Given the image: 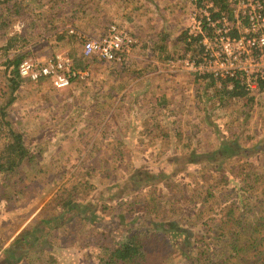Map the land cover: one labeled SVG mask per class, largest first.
Returning <instances> with one entry per match:
<instances>
[{"label":"trees","instance_id":"trees-1","mask_svg":"<svg viewBox=\"0 0 264 264\" xmlns=\"http://www.w3.org/2000/svg\"><path fill=\"white\" fill-rule=\"evenodd\" d=\"M81 1L78 0V3L74 4L72 0H47V9L50 12L48 10L34 12L37 5H42L41 0H0V38H3L4 30L10 25L7 21L9 17H12L11 21L27 14L33 18L34 25L35 21L40 22L48 14L52 18H56V15H65L66 22L71 23L79 9L77 5ZM220 1L216 0L217 3ZM59 10H61L60 13ZM56 27L57 25L50 27L51 31ZM56 35L60 39L69 36L66 34V29L56 32ZM185 37L181 34L180 38L184 44L183 51L189 50L191 44L189 41L186 42ZM30 38L29 35L16 34L0 51V57L14 54L0 62V70L6 80L8 92V97L0 107V111L1 109L3 111L0 112V124L1 121L8 122L6 121L7 113L4 110L16 103L19 89L27 86L28 81L19 76L17 65L20 60L30 55L31 51L28 46L33 41ZM95 59L85 58L80 53L76 55L73 62L75 68L84 69L93 64ZM193 78H195L194 81H201L206 89L212 90L211 98L218 102L215 104L211 100L214 107L224 105L230 100L239 102L244 96L249 98L247 100L249 108L253 107L251 101L254 100V95L246 92L240 80H222L209 75H195ZM79 84L85 83L81 81ZM227 84H230L231 88L227 87ZM260 88L264 89V84L260 85ZM105 95H99L95 91L90 96L94 101L86 105L93 119L97 118V121H101L98 119H100L99 115H102L100 112L103 104L96 103L99 97H106ZM202 98L203 94H200L199 100ZM224 99L227 100L226 103H222ZM92 105H98L101 109L96 108L98 112L92 113L94 110ZM202 111L204 110L202 109ZM160 116L161 114H157L152 117L151 122H143V129L132 134L137 141L145 136L144 132L150 130V132H154L150 136L152 142L164 141L166 145H175L180 142L181 138L177 129L172 135V130L166 129L168 124H156V119ZM202 119L219 139H224L221 131L209 116L203 115ZM169 123L174 124L175 120ZM160 125L163 128L160 129ZM230 126L227 124L222 129L227 130ZM193 138L187 136L185 141L190 144ZM258 140L260 144L256 147H261L264 144V137H260ZM119 141L122 142V140ZM26 144L28 143L23 140L20 132L15 131V128L12 130L7 127L5 131L3 130L0 137V176L3 174L11 180L15 178L14 181L17 182L18 176L16 177V175L20 171V165L25 158L32 157L29 152L30 145ZM236 156V163L239 161L240 165L237 166L234 161L230 160L232 162L230 167H202L192 175L193 180L187 187L180 184L175 187V182L165 179L167 189L160 192L151 191L148 194V196H154L151 201H148V196L138 191L129 195L130 197L126 200L116 202L117 208L114 210L115 206L108 211L106 203H103V209H107L103 215L84 211L76 212L77 214L72 218L84 219V223H88V225H81V231H72L69 228L67 234L70 235L60 233L56 239H60L63 244L67 243L68 246L72 245L81 249V254H71L68 251L65 253L66 250H64L57 257L51 259L50 264H66L69 261L71 264H162V260H152L151 258V254L154 253L150 246L151 238L157 236L164 238L165 242L173 239L171 248L179 251L174 262L165 264H264V171L261 167L262 163L256 164L255 160ZM85 174L89 178L93 176L89 170H85L80 175L85 176ZM80 182L81 179H78L77 183H72L69 186L61 184L57 188L50 200L46 201L39 209L37 216L40 223L45 222L47 217H53L55 212H63L79 203L78 201L87 198L88 193L87 196L79 194L81 188L78 184ZM82 184H84V189L96 188V184L90 183L89 180L81 182L80 185ZM258 188L261 189V192L258 191ZM148 189L147 191H149ZM119 195L120 192L117 191L115 197L118 198ZM121 201L125 203V207L119 212L124 215L122 213L118 215L113 228L110 226L106 229L109 231L97 230L98 228L93 226V220L100 218L109 220L114 215L112 211L117 212L121 206ZM33 233L32 229H23L20 231L19 240L24 243V240H27ZM76 236H80V238ZM48 237L47 234L46 238ZM69 238H73L74 242L69 241ZM69 254L71 255L66 257ZM66 258L69 260H65Z\"/></svg>","mask_w":264,"mask_h":264},{"label":"rangeland","instance_id":"rangeland-1","mask_svg":"<svg viewBox=\"0 0 264 264\" xmlns=\"http://www.w3.org/2000/svg\"><path fill=\"white\" fill-rule=\"evenodd\" d=\"M46 1L47 0H41L40 3L42 5H37V7L34 8V12H38L39 10L45 11L44 6L46 5ZM72 1L74 4L78 3V0ZM83 2L84 1L82 0L80 4ZM90 2L91 1H87L86 4L94 8L93 4H89ZM80 4L78 5L82 8L83 4ZM47 10L48 9H46V11ZM84 10L87 11L88 9L85 8ZM166 10L169 9L167 8ZM60 12L61 10H59V13ZM11 18L9 17L7 19L10 25L4 30L3 38H0V51L3 49V46L9 41V39L12 36L15 37L16 34L22 36L29 35V37H31L30 39L36 37L37 35L39 37L44 35L42 34V31L44 30L43 28L45 24L42 21L34 22L35 25H33V18L27 14L12 19L10 21ZM36 23L39 24L36 25ZM147 23L148 24H139V27L143 30V32L137 31V35L145 36L147 34L151 36L152 33L155 34L158 30L165 31L166 28H168L167 25L165 27H162L160 24H157L155 22ZM88 25V27L90 28L92 26L93 28L95 27L94 25H92V22H90ZM109 25L106 26L102 23L98 27H101V30H103V28L106 26V31ZM183 27L184 23H181V25H179L180 32L183 30ZM145 28H147V30ZM168 29H170V27ZM94 32H96V29L93 31V33ZM94 35H97L96 37H98L101 34L97 33ZM68 37L69 36L67 35V38H65L64 40L66 44H68L67 54H69L68 56H70V58L74 61L76 54L81 53L80 43L78 40H75L74 38L68 39ZM169 40L170 39L166 41ZM170 44L172 45L171 42ZM137 49H139V47H136L134 49V55L133 53L131 55L133 56V58H131L132 60H128V58L130 57L129 56L126 59L128 62L126 61V63L122 64L123 67H125L126 69H131L132 67L136 69H150L152 65H154V67L155 65H157L154 64L155 62H150V57L145 56V54L142 55L141 51ZM13 55L14 54L11 53L9 55H4V57L7 58L8 56L10 57ZM176 55L177 54H175L173 58ZM28 57L32 56L29 55ZM0 59H3V57L1 56ZM95 60L96 61H94L93 64H91L88 68L79 69L85 70L87 72V75L83 80L80 79V81H78H84L85 83L88 82V85H96L94 88V92L96 91V93L100 95L104 88L108 87L107 84L110 81V75L107 73V71H103L105 70L104 66L105 64L108 65L111 62L100 60L98 58H96ZM156 60L158 63L162 61L160 59ZM164 62H166L167 64L170 63L166 60ZM183 73L184 74H179V76H170L168 79V83H166L165 80L166 76H162L160 78V74L156 75L157 82L161 81L165 83L158 84L156 88L155 84L153 85L150 82L148 84H145V78L138 79L136 80V83L133 88L143 91L144 86V91L147 92L150 96V98L147 96L145 100H139L140 103H146L148 100L152 101V104L154 102H157L159 97L158 95L161 92L165 91L167 87L169 88L168 90H166V93L169 92L170 96L173 99L175 97L182 98V102L179 101L180 108L178 106L175 107L176 114L172 116L170 112L167 113V118H165V120L163 121L165 125L168 124L170 121L175 120L174 124H168V128L171 130L177 129L179 137L182 138L180 142L185 141L187 136L194 137L192 139V142L190 144H184V147L180 146L181 143L179 142L175 143V145H166L164 141L152 142L153 140L152 138H150V136L154 132L150 131L148 135L145 134V136L139 138V140L137 141L135 136L132 135L134 132L136 133L137 131L136 129H134L135 127H127L129 125L134 126V124H131L133 120L127 118L132 115L136 116V114L132 113L131 111L126 112L122 110L121 117H119V114L117 113V119H114L112 115V118L109 117L107 121L102 120L101 122L97 121V118L93 119L91 112H88V110H86L81 115H77L76 109L73 106L82 105V99L85 101V104H91L92 102H90L91 98H86V100L84 99L87 96L85 94H82L81 96H75L74 98L70 90L73 87L71 85L72 83L70 84V86L72 87L68 86L59 89L62 90L63 93L61 94L60 92V98H64V96L68 95V97H72L68 99L69 102L64 105L63 109L62 106L60 107V109H62L61 112L65 110L69 113V118L72 119V121L69 123L64 122V120L60 116V114L62 113H58V116L52 118V121L49 120L48 123V125H50V123H54L51 126L55 128L57 127L55 126L56 122H60L63 120L62 131H46L42 132V135H37V137H33L34 135H29V133H32L34 131V115L36 114V116H39L40 114H44L45 116V113L48 112V107L44 104V106L42 105L40 106V108H37V104L35 106H32L29 103V99L31 97H34L35 101V96H37V90H40L39 92H41L43 86L40 85V87L38 86L37 88L35 87V84H39V82L33 83L28 81L27 86L19 89V96L17 101H15L17 102L16 105H11L10 107L4 110V112L7 113L6 121L8 122L1 121L0 133L2 135L3 130L5 131L7 127L12 128V130L15 128V131L18 133L19 130L24 129V131H22V133L20 134L22 135L23 140L26 141V143H28L30 147L32 145L36 146L41 144L43 146H46L47 143L50 144L49 147L51 148V151L45 152L43 154L44 158L40 157V160L35 162V166H31V168H33L34 171L37 172V192L39 191L40 184L42 182L45 184L44 188H46V190L42 188V191H39L38 193L45 192L48 195L50 191H52L57 185L61 183V181L59 183V179H64V184L62 185L69 186L72 183H77L78 179H81V182L87 181L88 175L85 174V177L80 175L84 173L85 170H89L92 173H95L92 178L96 182L98 188H100L98 191H95L87 196V193L90 190L84 189V184L80 185L81 182L78 185L81 188L79 191V194H81V196H87L90 198L89 200L91 201L95 200V206L98 209L99 207L102 208L97 211L98 214H103L102 210H106L103 209L104 204L102 203H104V201L107 203V205L112 206L111 203L114 204L119 200H126L130 197L129 195L137 193L138 191H141L142 194L148 196L151 191L160 192L166 190L167 187H165V179H171L172 182H175V187L179 184L184 187H187L190 181L193 180L192 175L196 174L197 170H200L202 167L207 166H210L211 168H220L227 166L230 167L233 161L236 163V155H239L241 157H247L249 160H255V162H258L256 160L264 159V147H262L264 144L261 147H256L259 146L260 142L247 145L245 144V142L241 143L239 141V136L242 132L246 131L247 134L252 129H254V131L261 132L264 128V89L255 90V92L252 93L254 95V100L251 101L253 107L249 108V103L247 102V100L249 99L247 98L248 96H244L239 102H237V100H230L227 102V100L224 99L222 103L227 102L226 104L220 105L219 107H214L212 106L213 102L215 104H218V102L211 98L212 90L203 87L201 81H194L195 78H193V75L187 74L185 72ZM5 83L6 80L0 70V107L4 104L6 98L8 97L7 87ZM117 85L118 83L114 88V94L118 92L124 93V91L127 90H124V87H117ZM96 87L101 88L98 89ZM52 88L54 87L52 86ZM195 88L201 89L202 93H204L202 100L193 98V95H195L193 94ZM106 89L108 91V89L110 90L112 89V87L109 86V88ZM68 90H70V92ZM43 91L45 93V90ZM88 92V96H91L90 94H93L90 93V90H88ZM187 97L190 98L189 101H186ZM39 98H42V96H40ZM73 103H75L76 105ZM71 104H73V106ZM31 107H33V109H31ZM92 107L94 109L92 110V113H97V109H101L98 105H92ZM202 109L204 111H202ZM21 111L23 113L24 111H27L26 117L24 119L20 117V115H22L20 114ZM32 111L34 112L32 113ZM0 112H3L2 109ZM173 112L175 113L174 110ZM114 113L116 114V112ZM75 114L77 117H75ZM203 115L209 116L210 119L213 120V122L215 123L214 125L219 128L224 139H219V137L215 135H208L206 141L203 140L206 136H202L203 132L200 131L199 127H204L203 125L206 126L205 121L203 119H198V121L197 119H195L196 117L202 118ZM193 121H196L198 128L196 126L195 128H193ZM227 124L231 126L227 130H223L222 128H224ZM206 128L210 130L208 126H206ZM194 131H197L196 134L194 133ZM24 133L27 134L24 135ZM212 133H214L213 130ZM37 138H39L40 140L37 141ZM119 140H122V142H120ZM153 144L154 146L152 148ZM59 146H64V151L56 153V151H58L59 149ZM187 146H189V148H187ZM130 148L131 150L127 151ZM184 148H187L188 150L184 152V150H182ZM230 160H232V162ZM239 163L240 162L238 161V163H236L235 165L238 166L240 165ZM23 171L24 170L20 171V174H22ZM28 172H30V169ZM109 184L115 185L116 190L120 192L118 198L110 196L111 198L106 199V194L109 193V190L107 189V186ZM0 185H2L1 177ZM149 187L150 189H148ZM147 189L149 191H147ZM0 191H2L1 186ZM258 191L261 192V189L258 188ZM153 197L154 196H148V201H151ZM113 198H115L116 200ZM83 201L84 200H82L81 207L80 204H75V207L73 208L74 212L80 213L82 211H85L84 209H88V211L91 210V208L87 207L85 201ZM124 207L125 203L122 202L121 206L118 208V213L115 214L114 212L116 218L118 217V215H121L122 212L119 211L123 210ZM122 215L124 214L122 213ZM70 216L71 214L69 213L68 217ZM65 217H67V214L66 216H62L64 220ZM113 218L114 216L111 217V220H113ZM71 221H74V223L70 227L72 231L82 230L81 225H84V219L75 218ZM96 223L100 229H106L109 227L110 223L113 228V224L115 222H112L110 220L99 219ZM85 224L88 225V223ZM76 237L80 238V236ZM69 240L74 239L69 238ZM171 240L173 239L167 240V242H165V239L161 236L151 238L150 246L151 248H153L154 252L153 254H151L152 260H162V264L171 263L175 261V256L179 254V251L177 249L171 248ZM76 250L82 251L81 249H77L74 247H72V249H69L70 252ZM65 260L69 259L66 258ZM66 264H71V261L67 262Z\"/></svg>","mask_w":264,"mask_h":264},{"label":"crops","instance_id":"crops-1","mask_svg":"<svg viewBox=\"0 0 264 264\" xmlns=\"http://www.w3.org/2000/svg\"><path fill=\"white\" fill-rule=\"evenodd\" d=\"M83 1L84 2L80 4V5L83 4V7L81 8L78 5L79 9L76 12L74 20L72 19L71 23L66 22V19L64 18L65 15H61V16L56 15L55 16L56 18L54 17L52 18V16L48 14L42 18L41 21L45 24L43 28L44 30L42 31V34L44 35L40 37L37 35L36 37H33L31 39L33 41H31L29 44L30 51H31L30 56L38 60H45L56 53L67 54L68 44H66V42L64 41L65 38L60 39L56 35V32L57 33L60 32L61 29H66V34H69V37L71 36L70 38H74L76 40L75 36L70 33L71 29L74 31L77 30L88 37H93V36L96 37L97 35H94V34H97V33L102 34L105 31V27L107 25L112 24V23L117 24L120 27L125 28L127 31H129L131 34L135 35L139 39V45L137 46L139 47V49L137 50H140L142 55L145 54V56L150 57L149 61L152 63L155 62L154 64H157V65H155V67L154 65H152L150 69H141V68L136 69L134 67H132L131 69H128V68L126 69L120 63H109L108 65L105 64L104 66L105 70L103 71H107V73L110 75V81L108 82L107 84L108 87L106 88H109L110 86L112 87L113 90L108 89L107 91V89L104 88V90L100 93V94H106L105 95L106 97H99L96 103V104H103L102 111L100 112V114L102 115H99L100 119L98 120L107 121L109 117L112 118L111 117L112 115L114 119H117L118 117L117 113L119 114V117H121L122 110L126 112L131 111L132 113L136 114V116L132 115L127 118L133 120L131 124H134V126L129 125L127 127H131V128L135 127L134 129H136L139 132L144 127L142 125L143 122H151L152 117L156 116L157 114H161V116L158 119H156L157 125L164 123L163 120L167 118L166 116L167 113L170 112L172 116L175 115L176 114L175 107L176 106L179 107V101L182 102V98L175 97L173 99L170 96L169 92L166 93L167 92L166 90H168L169 87H167L165 91L161 92L158 95L159 96L158 101L152 104V101H149V100L147 102L145 101L146 103L139 102V100L141 101L145 100L147 96L150 98L149 94L144 91L145 87L143 86V84H142L143 91L134 89L133 86L135 85L136 80L145 78L144 79L145 84H148L150 82L153 85L155 84V88H156L158 84H165L161 81L157 82L156 75L160 74L161 75L160 78L162 76H166L165 80H166V83H168L169 81L168 79L170 76H173V75L179 76V74H184L182 71L179 70L177 65L167 64L164 61L165 60L167 61L169 58L173 57L175 54L179 55L182 52H184L183 51L184 44L180 38L181 32L179 31V25H181V23L185 24L187 0H83ZM87 1H91L89 4L90 5L93 4L94 8L86 4ZM44 7H45V12H46L48 3H46ZM85 8L88 10L85 11L84 10ZM167 8L169 10H166ZM167 11H170V12H167ZM35 22H38V21H35ZM90 22H92V25L95 26L94 28L93 26L91 28L88 27L89 26L88 24ZM147 22H152V23L155 22L157 24H160L162 27H165L167 25V27L168 28L170 27V29L166 28L165 31L158 30L157 33L155 34L152 33L151 36L147 34L145 36L137 35L136 33L137 31L143 32V30L139 27V24L141 25L144 23L148 24ZM102 23L106 25L103 28V30H101V27H98ZM38 24L39 23H36V25ZM54 25H57V27L55 30L51 31L50 27ZM95 29H96V32L93 33ZM145 29L147 30V28ZM168 39L170 40L166 41ZM170 42L172 43V45L170 44ZM134 49L130 52L131 54L128 55V57L130 56L128 60L133 58V56L131 55ZM76 55H79V53H77ZM92 58H95V57H92ZM4 59L5 57H3V59H0V62H2V60ZM156 59H160L162 61L158 63ZM77 82L78 80H76L75 82H72L71 85L73 87L70 86L72 87L70 90L74 98L75 96H78V95L81 96L82 94L83 95L85 94L88 96L89 94L88 90L91 91L90 93H94V88L96 85H93V84L88 85L87 84L88 82L86 83L84 82L85 84L79 85L78 84L79 82L78 83ZM116 82L118 83L117 87H124V90L125 89L127 90L124 91V93L118 92L114 94L115 92L114 88L117 84ZM40 85L43 86L42 91L39 92L40 90H37V94H36L37 96H35L36 97L35 101H34V97L33 98L31 97L29 99L30 101L29 103L32 106H35L37 104L38 105L37 108H40V106L42 105L44 106L45 104L48 107L47 108L48 112L45 113V116L44 114H40L39 116H36V114L34 115L35 117L34 119L35 127H33L34 131L32 133H29L30 136L34 135L33 137H37V135H42V132H46V131H49V132L51 131L56 132L59 130L62 131L63 129L62 121L64 120V122H68V123L72 121V119L69 118V113L67 111L63 110V112H61L62 109L64 108V105L69 102L68 99L72 97H68L69 96L68 95V96H64V98L63 97L60 98L61 94H63L62 90L52 88L49 81H46V80L39 81V84H35V87L38 88V86L40 87ZM96 88L100 89L101 87H96ZM43 90H45V93ZM70 90L68 91L70 92ZM40 94H43V95H40ZM45 94H48V95H45ZM193 94H195L193 95V98L195 99L197 98L198 100H199L200 94L204 95L201 89H197V88L194 89ZM40 96H42V98H39ZM87 96L84 98L85 100L86 98H91L90 102L94 101L93 97H90V96L87 97ZM189 99L190 98L187 97L186 101H189ZM16 103H14L13 105H16ZM73 104L71 105L73 106ZM81 104L83 106L82 105L73 106L76 109L77 115H81L86 110H88L86 107L88 103L85 104V101L83 99L81 100ZM61 106H62V109H60ZM31 109H33V107H31ZM173 110L175 111V113L173 112ZM33 112L34 111H32V113ZM114 112H116V114ZM26 113L27 111L26 112L24 111V113L21 111L20 114L22 115H20V117L24 119L26 117ZM58 113H62L60 114V116L62 117L63 120L60 122H56L55 126L57 127L53 128L51 125H53L54 123H50V125H48V123H49V120L57 117ZM76 114H75V117H77ZM195 119H197L198 121V119H202V118L196 117ZM195 123L196 121H193V128H195V126L197 127V123L196 124ZM203 126L204 127H199V128H200V131L203 132L202 136H206L205 139H203L204 141H206V139L208 138V135L212 136L215 134L212 133V131L208 130L205 125ZM168 127L166 129L168 131L171 130ZM159 128L161 129L163 127L160 125ZM22 131H24V129L19 130L20 133H22ZM149 131L150 130H147L144 133L148 135ZM173 132L174 130H172L171 132L172 135H174ZM196 132L194 131L195 134ZM25 134L27 133H24V135ZM260 137H264V128L261 132L254 131V129L250 130L247 134H246V131L242 132L241 135L239 136V141L241 143L245 142V144L251 145L252 143L254 144L257 143ZM39 138H37V141L41 139ZM179 143H181L180 146H184V144H187V142L185 141L179 142ZM154 144L152 145V148ZM49 146L50 144L47 143L46 146H43L40 144L36 146L32 145V147H30L29 152H30V155H32V157L25 158L22 164L20 165L19 170L20 171L24 170V171L22 174H19L21 173L19 171V173L16 175V177L18 176L17 182L14 181L15 178L11 180L10 178H8V176H5L3 174L2 176H0L2 180V185H0L2 189V191H0V264H50L49 261L53 259L54 257H57L60 252L64 250H66L65 253L67 251L70 252L69 249H72V247H74L72 245L68 246L67 243L63 244L61 240L56 239V237L57 235H60V233L62 234L69 233L68 232L69 228L74 223V221H71V220L75 219V218H72V216L76 215V212L73 211V208L75 207V205L70 207L69 209H66L63 212L62 211L55 212V214L52 215L53 217H47L45 219L46 221L43 223H40L39 221L40 219L37 216L39 209L43 206V204L46 201L50 200V198L54 195L55 191L61 184H64V179L63 180L59 179V183L60 181L61 183L57 185L47 195L45 192L38 193L39 191H42V188L45 187V184L42 182L40 184L39 191L37 192V186H36L37 172L34 171V169L31 168V166L33 167L35 162L40 160V157L44 158L43 154L45 152L51 151V148ZM129 150H131V148L128 149L127 151ZM182 150H184L185 152L188 149L184 148ZM62 151H64V146H59V149L58 151H56V153H60ZM256 161H258V162H255L256 164L262 163L261 167H262V170L264 171V159L256 160ZM29 169H30V172H28ZM94 174L95 173H93V175ZM92 177L93 176L89 178V176H87L90 183L92 182L96 184V182L93 180ZM65 181H66V178H65ZM35 186H36V189H35ZM97 188L98 186L96 184V188L90 190L88 192V195L100 189V188L98 189ZM44 189L46 190V188ZM107 189L109 190V193L106 194L107 195L106 199L111 198L110 196L115 197L117 193L115 185L109 184L107 186ZM89 199H90L89 197H87L86 199H82L85 201L87 207L91 208L90 211H88V209H84L85 210L84 212H88V213L92 212L93 214L94 213L98 214L97 211L100 210L101 207H99L98 209L95 206V200L91 201ZM82 200L78 201L79 203H77V204H80V207L82 206L81 204ZM104 203L106 202L104 201ZM115 203L114 204L111 203L112 206L107 205L106 203L105 204L107 205L106 208L110 209L114 205L115 206L113 207V210H114L115 208H117ZM109 209L108 211L111 210ZM106 211L107 209L102 210V213L104 214L106 213ZM112 212L114 213L115 211H112ZM69 213L71 214L70 217H68ZM116 213H118V210L117 212H115V214ZM66 214H67V217H65V220H64L62 216H66ZM103 214L100 213L99 215H103ZM115 214L113 215L114 216L113 220H111V217L109 218L110 221L116 222L117 218L115 217ZM98 220L96 219L93 220V226L97 227L98 228L97 230L109 231L106 229H108L110 226L112 227L110 223L108 228L100 229L96 223ZM84 225L86 224L84 223ZM26 228L34 230V233L30 235V237L27 240H24V243H22L19 240L20 239L19 234L21 230L26 229ZM47 234L49 236L48 238H46ZM68 235L70 234H67V236ZM56 241L58 243H53ZM69 241H72V240H69ZM75 253L81 254V251L76 250V251L71 252V254H75ZM71 254L66 255V257H69ZM48 258L50 259L48 260Z\"/></svg>","mask_w":264,"mask_h":264},{"label":"built area","instance_id":"built-area-1","mask_svg":"<svg viewBox=\"0 0 264 264\" xmlns=\"http://www.w3.org/2000/svg\"><path fill=\"white\" fill-rule=\"evenodd\" d=\"M224 5V6H222ZM80 42L85 58L97 57L113 63H126L139 39L117 24H110L98 37L70 30ZM182 35L190 49L168 59L171 65L193 76L237 79L248 93L264 84V0H187ZM17 72L29 82L49 81L56 89L84 79L85 70L75 68L63 53L45 60L26 57ZM219 85V84H218ZM227 87L231 88L230 84ZM1 137V133H0Z\"/></svg>","mask_w":264,"mask_h":264}]
</instances>
